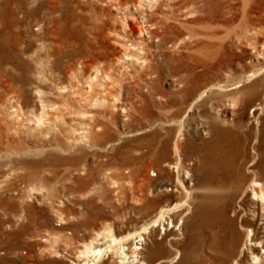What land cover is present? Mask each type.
<instances>
[{
	"label": "rangeland",
	"instance_id": "obj_1",
	"mask_svg": "<svg viewBox=\"0 0 264 264\" xmlns=\"http://www.w3.org/2000/svg\"><path fill=\"white\" fill-rule=\"evenodd\" d=\"M205 84L225 87L192 103ZM208 117L220 130L206 132ZM262 129L259 0H0V264H82L97 233L148 224L144 249L128 239L93 264H219L228 234L204 206L199 159L176 170L166 152L178 130L185 154L229 130L224 156L245 186L264 169ZM233 198L261 222L264 197Z\"/></svg>",
	"mask_w": 264,
	"mask_h": 264
},
{
	"label": "bare ground",
	"instance_id": "obj_2",
	"mask_svg": "<svg viewBox=\"0 0 264 264\" xmlns=\"http://www.w3.org/2000/svg\"><path fill=\"white\" fill-rule=\"evenodd\" d=\"M133 2H135L137 6H140L143 0H133ZM259 2L261 8V25H263L264 27V0H259ZM126 21L130 26V33H139L138 25L132 18ZM122 57H125V52L123 49H121L117 60H121ZM95 60L96 62L101 63V70L104 73L111 72L110 67L113 65L112 59L96 57L94 58V62ZM88 63L91 64L90 62ZM89 64L84 63L83 70H85V75H93L96 72L97 65H92V67L90 68V66H88ZM215 86L225 87L219 84H205L198 86L192 103H195L196 101L201 99L206 93H209L213 88H215ZM208 119V126L206 127L207 133H210L211 131H214L215 133L216 130H220L219 126H217V123L213 122V118L210 119L208 117ZM263 130L264 129H262L261 131L263 132ZM229 133V130H225L223 136L219 133L215 134L214 137L209 138L198 136V142H190L188 140L190 142L192 151L189 152V154H185L183 150L184 144L182 145L180 141L181 133L180 130H178V135L176 138H174V141L171 145L172 152L170 151V154H168L169 151L166 152V161H168V164L174 167L176 170H180L183 168V162L192 163L195 158L199 159L202 174L198 185L200 187H204L206 190V200L204 206L207 207L210 211L221 212L222 219L219 221L218 217L214 216V219L211 220V224H216L217 222H219L226 229L228 234L227 238L225 239L226 255L222 257L215 256L213 257V260L219 262V264H228L230 260L236 263L240 262L243 259L245 252H249L252 255V258L256 259L253 263L264 264V261L262 259V257L264 256V207L261 206L258 212L261 222H254L251 218H248L246 210H240L239 212H237V210H233L231 207V198L236 196H239V198H241L248 191L250 192V198L252 199L261 200L262 197H264V183H261L256 179V175L258 176L261 174L263 175L261 176L264 178V169L260 164L253 166L252 169L255 170L256 175L252 176L247 185H242L241 180H239L240 165H237V163L235 164V162L232 160H226L224 156L225 148L227 146H225V142H227V138L230 135ZM253 162V159L248 161L247 168H249V166H252ZM202 205L203 203L201 204V206ZM168 210V208H159V210L152 215V219L149 223H151L152 225L160 224V221L166 215ZM229 211L234 216L229 214ZM252 212V216L255 217L257 215L255 209ZM260 223L262 224L260 225ZM201 226L202 222L199 223V232L202 234ZM148 227L149 224L132 230L126 235L117 237H101L100 233H97L95 236L97 245L95 244V246H91L88 250L90 252L89 256L91 258H87V260H85L82 264H93L94 261L99 262L98 260L102 259L106 254H108V252L114 251L116 249L119 250V248H122V243L127 241L128 239V241H130L131 239H136L138 241L140 240L141 242L139 244H141V246H138L137 248L139 250L144 249L146 241L145 237H142V234H145L147 232ZM243 229L244 232L241 231ZM98 240L101 241L98 242ZM83 247L84 249L87 248L85 247V245ZM125 255L127 256V254ZM202 260L198 258L197 264H201ZM126 263L127 262H125V264Z\"/></svg>",
	"mask_w": 264,
	"mask_h": 264
}]
</instances>
